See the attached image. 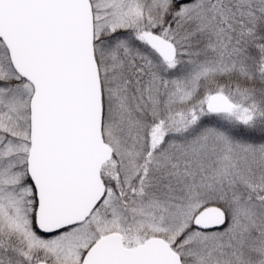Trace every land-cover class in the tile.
<instances>
[{"label":"snow or ice","instance_id":"1","mask_svg":"<svg viewBox=\"0 0 264 264\" xmlns=\"http://www.w3.org/2000/svg\"><path fill=\"white\" fill-rule=\"evenodd\" d=\"M0 264H264V0H0Z\"/></svg>","mask_w":264,"mask_h":264}]
</instances>
